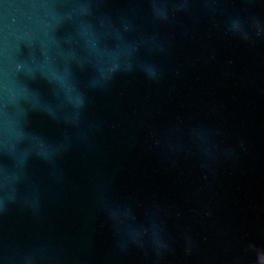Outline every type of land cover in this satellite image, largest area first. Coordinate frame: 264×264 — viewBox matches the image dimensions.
Listing matches in <instances>:
<instances>
[{
    "label": "water",
    "instance_id": "water-1",
    "mask_svg": "<svg viewBox=\"0 0 264 264\" xmlns=\"http://www.w3.org/2000/svg\"><path fill=\"white\" fill-rule=\"evenodd\" d=\"M0 264H264V0H0Z\"/></svg>",
    "mask_w": 264,
    "mask_h": 264
}]
</instances>
